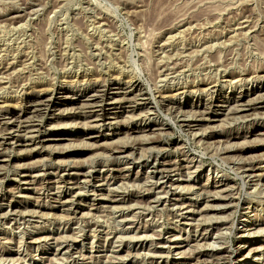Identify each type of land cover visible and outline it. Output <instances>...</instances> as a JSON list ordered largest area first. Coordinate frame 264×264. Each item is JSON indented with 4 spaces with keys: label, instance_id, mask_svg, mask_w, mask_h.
<instances>
[{
    "label": "rangeland",
    "instance_id": "obj_1",
    "mask_svg": "<svg viewBox=\"0 0 264 264\" xmlns=\"http://www.w3.org/2000/svg\"><path fill=\"white\" fill-rule=\"evenodd\" d=\"M260 95L264 0H0V264H264Z\"/></svg>",
    "mask_w": 264,
    "mask_h": 264
},
{
    "label": "bare ground",
    "instance_id": "obj_2",
    "mask_svg": "<svg viewBox=\"0 0 264 264\" xmlns=\"http://www.w3.org/2000/svg\"><path fill=\"white\" fill-rule=\"evenodd\" d=\"M251 29V28H250ZM202 48V47H201ZM165 60V59H164ZM4 69V68H3ZM130 83V82H129ZM128 86V85H127ZM129 88H130V90H132V91H136L137 89H139V84H137V82H133V83H130V86H129ZM128 88V89H129ZM104 89V88H103ZM140 90H138V92H139ZM252 93H254V92H252ZM248 94H251V93H248ZM17 96V95H16ZM105 95H103V96H92V99H97V98H103ZM262 98H264V96L263 95H260ZM261 98V100H264V99H262ZM96 102V101H95ZM28 107L30 108L29 109V112L30 113H40V112H42L43 110H47L49 107H50V104H51V99H40V100H37L36 102L34 101L33 103H32V101H30V102H28ZM86 104H88L87 102H86ZM95 104H97V103H95ZM94 103L92 104V105H95ZM88 105H90V104H88ZM91 105V106H92ZM32 106V107H31ZM244 105H243V103H238V102H236V105L234 106V107H229V106H225V108H224V110L226 111V113H228V114H238V113H240V111H241V109H242V107H243ZM247 106V105H246ZM250 106V105H249ZM27 107V108H28ZM33 109V110H32ZM27 110V109H26ZM30 110H32V111H30ZM210 111V110H209ZM106 113H104V114H101L100 116H98V118L99 119H97L96 121H98V120H102L103 121V119L105 120V117H106V115H105ZM227 114V115H228ZM39 115V114H38ZM200 116L201 117H204V118H201L200 120L201 121H210V120H212V118L213 117H211V115L210 114H207V113H201L200 114ZM1 117V116H0ZM29 117V116H28ZM33 117V116H32ZM40 117V116H39ZM15 118V119H14ZM10 117V118H8V120H7V122L4 124V125H6V130L7 129H11L12 130V128H10L8 125H16V124H14L15 122H17V125H21L22 123H24V120L25 119H27V117L26 118H23V119H21L20 117L19 118H16V117ZM30 118V117H29ZM206 118V119H205ZM228 119V118H227ZM235 119V118H234ZM95 120V119H94ZM100 120V121H101ZM237 120V119H236ZM34 122V121H33ZM103 123V122H102ZM98 125V124H97ZM100 125V124H99ZM193 126V125H192ZM99 127V126H98ZM96 128V127H95ZM32 131H35V130H32ZM29 133V132H28ZM29 135V134H28ZM32 135V134H31ZM50 136H46L45 137V139H44V141H59V140H56V139H51L50 140V138H49ZM26 142H30V143H32V144H36V142H39V138H38V136H29V137H24L23 138ZM47 139H49V140H47ZM39 143H41V142H39ZM85 145H86V143H85ZM125 146V145H124ZM75 147V146H74ZM228 148V147H227ZM66 150V149H65ZM64 151V150H63ZM117 151V150H116ZM126 148L125 147H122L121 149H119V151H118V153H120V154H124V153H126ZM155 159V158H154ZM83 167V166H82ZM90 167V166H89ZM251 169V168H250ZM76 179H77V182L75 183V184H73L75 187H77V188H79L80 186H82L83 185V182L85 181L86 182V180H90L91 179V173L90 172H85V173H81V174H76V177H75ZM94 178V177H93ZM96 179V178H95ZM25 180V179H24ZM88 182V181H87ZM90 184V183H89ZM250 184V183H249ZM74 188V187H73ZM166 195V194H165ZM65 196V195H64ZM108 198V197H107ZM109 203H118L119 202V200H116V199H112V200H109L108 201ZM107 202V203H108ZM65 203V202H64ZM75 210V212L77 211V209H74ZM73 211V210H72ZM74 212V211H73ZM78 212V211H77ZM74 214V213H73ZM256 251V249L255 250H253V252H255ZM225 255V254H224ZM248 263V262H247ZM262 264V263H261Z\"/></svg>",
    "mask_w": 264,
    "mask_h": 264
}]
</instances>
